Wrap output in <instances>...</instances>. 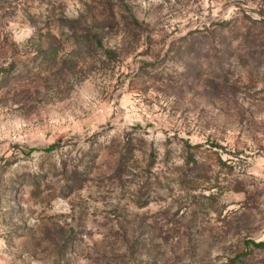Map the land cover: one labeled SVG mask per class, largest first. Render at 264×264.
Returning a JSON list of instances; mask_svg holds the SVG:
<instances>
[{
    "label": "rangeland",
    "instance_id": "374dc122",
    "mask_svg": "<svg viewBox=\"0 0 264 264\" xmlns=\"http://www.w3.org/2000/svg\"><path fill=\"white\" fill-rule=\"evenodd\" d=\"M264 0H0V264H264Z\"/></svg>",
    "mask_w": 264,
    "mask_h": 264
},
{
    "label": "trees",
    "instance_id": "16d2710c",
    "mask_svg": "<svg viewBox=\"0 0 264 264\" xmlns=\"http://www.w3.org/2000/svg\"><path fill=\"white\" fill-rule=\"evenodd\" d=\"M262 246H264V244H262Z\"/></svg>",
    "mask_w": 264,
    "mask_h": 264
}]
</instances>
